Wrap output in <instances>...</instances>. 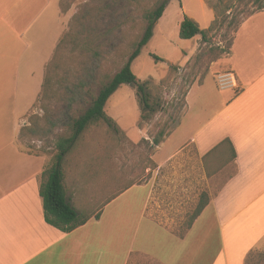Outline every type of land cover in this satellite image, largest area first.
I'll return each mask as SVG.
<instances>
[{
    "label": "crops",
    "instance_id": "0c3cea01",
    "mask_svg": "<svg viewBox=\"0 0 264 264\" xmlns=\"http://www.w3.org/2000/svg\"><path fill=\"white\" fill-rule=\"evenodd\" d=\"M199 4L202 14H212L204 0ZM67 22L59 0H0V264H185L192 253L205 251L207 264H244L264 237V8L240 23L224 58L237 88L219 99L216 110H197L203 114L198 119L190 88L179 120L150 155L155 166L145 169L144 181L116 195L115 169L105 168L99 206L88 211L84 224L64 232L43 216L39 184L50 158L24 151L16 141L29 117L43 112L46 67ZM224 139L234 149L227 165L235 170L185 222L178 217L189 190L181 181ZM78 159L65 154L61 167L66 199L81 213L78 173L70 166ZM172 177L170 192L159 188ZM139 186L147 191L136 220L124 196ZM184 222L181 234L173 231Z\"/></svg>",
    "mask_w": 264,
    "mask_h": 264
},
{
    "label": "rangeland",
    "instance_id": "374dc122",
    "mask_svg": "<svg viewBox=\"0 0 264 264\" xmlns=\"http://www.w3.org/2000/svg\"><path fill=\"white\" fill-rule=\"evenodd\" d=\"M162 1L139 0L138 5L128 6L123 0H59L60 8L68 17L67 29L48 70L49 82L39 103L43 112L40 116L31 115L29 125L21 128L16 141L20 149L46 155L50 163L53 162L58 140L71 136L73 121L120 70L142 36L147 23L143 13ZM204 2L212 10L210 16L202 14L199 0H169L154 24L150 40L131 63L133 73L145 83L154 112L141 111L135 86L122 84L104 108L114 119L117 130L101 120L92 122L66 153L68 158L79 157L69 164L78 173L75 193L84 206L83 209L77 207L82 210L80 214L86 215L99 206L103 198L101 184L105 183L100 173L105 168L113 166L115 169L116 193L131 183L144 181L145 169L155 166L150 159L156 149L153 140L157 138L161 142L176 125L190 88L195 119H198L196 114L203 116L197 110L205 109L206 115L218 108L219 99L231 93L229 89L218 88L216 77L226 71L224 58L238 26L254 12L262 10L264 0ZM183 14L193 18L202 29L209 28L205 40L200 35L194 38L197 44L192 50L188 49L195 40L178 36ZM150 53L163 61L154 62ZM142 113L148 115V119L142 118ZM130 123L132 128L126 132ZM228 155L226 147L206 158L202 166L197 160L195 174L181 181L189 191L178 218L185 222L190 220L200 200L204 201V194L208 197L209 191L215 192L232 175L235 169L233 164L227 165ZM90 168L93 172H87ZM159 184L160 189L170 192L174 177ZM146 191L147 188L139 186L124 196L133 206V219L140 216ZM185 222L173 231L181 234ZM250 253L244 264H264V237ZM199 255L192 253L185 264H207V252L201 258Z\"/></svg>",
    "mask_w": 264,
    "mask_h": 264
},
{
    "label": "trees",
    "instance_id": "16d2710c",
    "mask_svg": "<svg viewBox=\"0 0 264 264\" xmlns=\"http://www.w3.org/2000/svg\"><path fill=\"white\" fill-rule=\"evenodd\" d=\"M123 1H125L128 6L138 5L139 3V0ZM168 2L169 0H163L154 9H149L143 13V17L147 21L144 32L135 44V47L128 56L126 62L120 68V70L117 71L112 76V78L99 89L91 105L84 111V113L73 121V132L71 136L58 140L56 144L57 152L55 158L51 165L45 168L42 172L41 181L39 184V194L42 199L44 220L48 224L52 225L53 227H56L61 231L68 232L84 224L88 218L87 215L78 213L67 201L66 189L63 184V171L61 167V160L63 156L70 150V148L72 147L78 136L81 134V132L90 123L99 120L103 121L107 126L113 127L117 130V125L114 119L105 113L104 105L110 95H112L116 91V89L122 84H130L135 86V94L139 101V107L141 111H148L147 114H149V111L154 112V109L148 102V95L146 93L145 83L141 82L133 73V71L131 70V63L140 54L141 48L146 45L147 42L150 40L153 34L154 24L162 16L166 4ZM61 12H63L62 9ZM208 29L209 28L201 29L194 19L188 17L186 14H183V18L179 23L178 36L181 39H191L196 35H200L201 38L205 40ZM149 55L152 57L154 62L163 61V59H161L154 53H150ZM51 64L52 61H50V63L47 65L46 72L49 70ZM46 85L47 83H45L44 91ZM141 117L148 119V115H145V113H142ZM159 141V139L154 138L153 144L157 145L159 144ZM226 147L229 151L226 163L232 161L235 157V152L228 139H224L220 144L212 148L206 155L203 156L202 160L204 161L206 158L213 156V154H217L218 151L220 152V150ZM128 186L123 187L120 191L116 193V195L126 189ZM204 196H206L204 201L200 200V202L198 203L195 212L191 216V221L200 213V211L207 204L208 197L205 194ZM250 255L251 253L247 255L246 260Z\"/></svg>",
    "mask_w": 264,
    "mask_h": 264
},
{
    "label": "built area",
    "instance_id": "2783aa9c",
    "mask_svg": "<svg viewBox=\"0 0 264 264\" xmlns=\"http://www.w3.org/2000/svg\"><path fill=\"white\" fill-rule=\"evenodd\" d=\"M217 86L220 90L235 89L237 83L231 71H223L216 77Z\"/></svg>",
    "mask_w": 264,
    "mask_h": 264
}]
</instances>
